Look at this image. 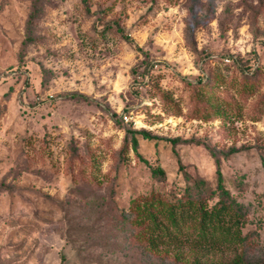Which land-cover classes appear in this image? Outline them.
<instances>
[{"label":"rangeland","instance_id":"rangeland-1","mask_svg":"<svg viewBox=\"0 0 264 264\" xmlns=\"http://www.w3.org/2000/svg\"><path fill=\"white\" fill-rule=\"evenodd\" d=\"M87 4L0 0V264H264V0Z\"/></svg>","mask_w":264,"mask_h":264},{"label":"trees","instance_id":"trees-1","mask_svg":"<svg viewBox=\"0 0 264 264\" xmlns=\"http://www.w3.org/2000/svg\"><path fill=\"white\" fill-rule=\"evenodd\" d=\"M86 8L88 9L87 0H83ZM36 13V8L33 9ZM117 30L123 33V28L116 24ZM125 38L131 40V37L124 34ZM131 131L130 140L131 146L133 149L137 148L138 139L134 134V130H127L126 139L128 133ZM136 132H139L144 138H152L155 135L151 134L145 129H140ZM172 145V152L176 156L178 162V168L182 169L184 164L181 162V158L178 155L177 150L174 147V144L179 139L178 137L168 138ZM215 166H216V176H217V187L219 188L220 197L210 206V207H200V213L198 217V229L196 232L195 240L202 243L203 245L215 246L218 242H241L244 236L241 235L240 230L235 227L239 222V217L237 212H231L233 207L232 201L227 200L229 194L228 189L223 184V176L220 168V161L218 157H215ZM155 170L163 173V169L159 166L155 167ZM225 195V197H224ZM228 214V217L225 215ZM170 220L173 224H177V219L183 218V215H176L174 211H169ZM235 224V225H234ZM224 264H246L243 257H236L231 262Z\"/></svg>","mask_w":264,"mask_h":264}]
</instances>
